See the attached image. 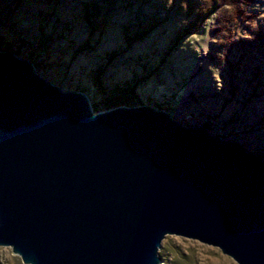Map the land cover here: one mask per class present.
Listing matches in <instances>:
<instances>
[{
    "label": "water",
    "instance_id": "1",
    "mask_svg": "<svg viewBox=\"0 0 264 264\" xmlns=\"http://www.w3.org/2000/svg\"><path fill=\"white\" fill-rule=\"evenodd\" d=\"M168 234L264 264V161L150 105L94 112L0 50V246L23 264H159Z\"/></svg>",
    "mask_w": 264,
    "mask_h": 264
},
{
    "label": "rangeland",
    "instance_id": "2",
    "mask_svg": "<svg viewBox=\"0 0 264 264\" xmlns=\"http://www.w3.org/2000/svg\"><path fill=\"white\" fill-rule=\"evenodd\" d=\"M231 11L222 4L184 31L180 0H0V50L64 90L83 91L94 112L150 105L236 138L264 161V52L238 42L251 27L264 30V0L247 6L250 19L227 23L232 43L215 32ZM157 255L159 264H201V256L237 264L216 246L172 234ZM0 264L23 263L0 246Z\"/></svg>",
    "mask_w": 264,
    "mask_h": 264
},
{
    "label": "trees",
    "instance_id": "3",
    "mask_svg": "<svg viewBox=\"0 0 264 264\" xmlns=\"http://www.w3.org/2000/svg\"><path fill=\"white\" fill-rule=\"evenodd\" d=\"M254 0H180L181 6L185 8V15L189 16L188 21L186 22L187 27L184 31H189L190 28H194L198 21L204 16H206L212 10L218 8L222 4H228L232 6V11L225 17V19H220V30L213 31L215 32H224V38L228 42H231V36L233 32L230 26L227 24L231 20H248L251 17V14L246 12L247 6L252 3ZM248 39L238 40L241 47L253 48L256 52H264V30L261 28H249ZM244 51H246L244 49ZM246 53V52H244ZM257 74V70L255 72Z\"/></svg>",
    "mask_w": 264,
    "mask_h": 264
},
{
    "label": "bare ground",
    "instance_id": "4",
    "mask_svg": "<svg viewBox=\"0 0 264 264\" xmlns=\"http://www.w3.org/2000/svg\"><path fill=\"white\" fill-rule=\"evenodd\" d=\"M211 255V254H210ZM201 264H230L227 260H219L215 256L207 258V256H201Z\"/></svg>",
    "mask_w": 264,
    "mask_h": 264
}]
</instances>
